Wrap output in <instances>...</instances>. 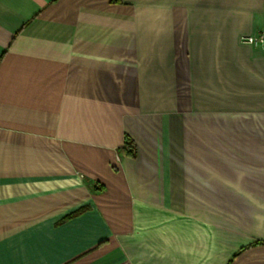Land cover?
Wrapping results in <instances>:
<instances>
[{"label": "crops", "instance_id": "1", "mask_svg": "<svg viewBox=\"0 0 264 264\" xmlns=\"http://www.w3.org/2000/svg\"><path fill=\"white\" fill-rule=\"evenodd\" d=\"M263 28L264 0H0V264H264Z\"/></svg>", "mask_w": 264, "mask_h": 264}, {"label": "built area", "instance_id": "2", "mask_svg": "<svg viewBox=\"0 0 264 264\" xmlns=\"http://www.w3.org/2000/svg\"><path fill=\"white\" fill-rule=\"evenodd\" d=\"M243 42L248 45L259 44L264 51V28L256 33L245 35L243 37Z\"/></svg>", "mask_w": 264, "mask_h": 264}, {"label": "trees", "instance_id": "3", "mask_svg": "<svg viewBox=\"0 0 264 264\" xmlns=\"http://www.w3.org/2000/svg\"><path fill=\"white\" fill-rule=\"evenodd\" d=\"M129 152L131 153V154H133V150L131 151V150H129Z\"/></svg>", "mask_w": 264, "mask_h": 264}]
</instances>
